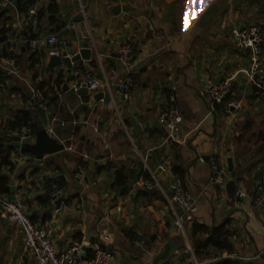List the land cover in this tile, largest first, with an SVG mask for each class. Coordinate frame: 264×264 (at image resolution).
<instances>
[{"label":"crops","instance_id":"obj_1","mask_svg":"<svg viewBox=\"0 0 264 264\" xmlns=\"http://www.w3.org/2000/svg\"><path fill=\"white\" fill-rule=\"evenodd\" d=\"M52 4L57 13L50 23ZM117 5L113 0H36L29 8L34 27L22 25L27 12L16 6L0 9V30L8 29L0 43V70L4 73L5 55L19 65L17 76L0 78V137L17 145L18 131L7 123L16 111L36 108L31 89L43 84L46 110L36 120L69 148L34 164L31 155L15 147L13 167H2L1 174L11 191H22L33 223L53 228L58 250L74 242L94 243L103 232L110 237V264H213L229 258L264 264V204L257 206L252 196L254 181L264 180V94L246 83V54L230 37L232 27L249 24L259 25L264 35V0H124L113 11ZM28 27L35 37L55 34L58 46L66 44L72 54L87 48L90 58L73 63L71 71L65 64L47 70L49 47L30 50L24 42ZM125 43L136 52L127 100L107 81L110 68L117 79L126 73L117 60ZM77 68L88 70L101 87L75 92ZM222 80L230 82V93L223 106H212L204 86ZM109 91L111 104L94 100L98 92ZM173 92L182 115L179 146L164 137L159 121ZM134 124L142 131L133 134ZM162 163L181 178L193 203L191 220L183 219L181 228L174 222L182 210L169 202L172 177L158 170ZM213 163L227 170L222 184L209 181ZM80 165L82 181L75 178ZM117 172L124 179L120 187L114 186ZM143 177L155 181L156 188H143ZM237 181L248 197L233 209ZM52 183L64 191L56 214L47 199ZM222 224L232 252L210 248L196 256L194 240L210 231L193 232V226L211 230ZM0 264H34L18 228L1 216Z\"/></svg>","mask_w":264,"mask_h":264},{"label":"built area","instance_id":"obj_2","mask_svg":"<svg viewBox=\"0 0 264 264\" xmlns=\"http://www.w3.org/2000/svg\"><path fill=\"white\" fill-rule=\"evenodd\" d=\"M12 0H0V9H5ZM116 4L121 5L124 0H113ZM34 9H29L23 19V26H35L33 18ZM230 37L235 47L246 54L248 68L246 73V83L250 86L254 85L259 88V93L264 94V35L259 25L249 24L243 26H234L230 29ZM26 46L36 51L43 46H48L47 54L49 56H61L66 52V56L71 58L75 54L70 52L69 46L62 44L58 46V39L55 34L46 37H25ZM9 51H12L9 48ZM13 55V54H12ZM135 48L130 43L123 44L117 53V60L125 69V75L117 79L113 68L109 70L107 81L115 83L116 88L120 91L124 99L131 96L132 87V67L135 61ZM5 77L17 76L19 73V65L15 58L10 56L4 60ZM72 88L75 92L81 89L95 91L101 87L97 80L88 70L77 68L73 70ZM5 82H7L5 80ZM4 82V83H5ZM3 87V83H0ZM231 84L228 80H222L217 85L210 82L204 86V94L209 98L212 106H223L227 95L230 93ZM32 101L36 108L45 111L46 100L41 90L31 89ZM175 92L169 94L168 105L159 116L160 123L164 126L168 136L176 140V133L182 122V115L177 105ZM231 104H226V107ZM48 134H52L51 128H47ZM17 144H34L36 139L35 128L31 126L22 127L18 131ZM178 141V140H176ZM179 142V141H178ZM64 145V142H61ZM68 150L69 148H65ZM158 170L161 172L171 173L172 185L170 187L169 202L177 205L182 210V215L175 219V226L182 227V220L190 221L193 211V203L189 194L184 189L181 178L170 171V167L166 163L159 165ZM227 174L224 166L212 164V172L210 183L212 185L222 184ZM75 178L82 181L84 179V166L80 165L75 173ZM141 186L147 190L156 188V182L153 180L142 178ZM63 188L57 183H53L49 189V199L52 204L53 212L56 214L64 205ZM253 199L257 206L264 204V180L256 179L253 185ZM248 197L246 191L242 187V183L237 181L234 192L230 198V206L237 209L241 200ZM0 216L9 224L18 228L21 234L23 245L31 252L34 264H110L113 259L112 251L109 249L110 237L106 233H99L97 241L94 243L88 241L74 242L66 249L58 250L54 241V230L50 226H39L32 222L30 213L27 210L22 191L13 187L10 194L0 193ZM141 246L145 245V241L139 242ZM90 250V256L82 253L83 249ZM261 254H264V247Z\"/></svg>","mask_w":264,"mask_h":264},{"label":"trees","instance_id":"obj_3","mask_svg":"<svg viewBox=\"0 0 264 264\" xmlns=\"http://www.w3.org/2000/svg\"><path fill=\"white\" fill-rule=\"evenodd\" d=\"M36 0H18L16 4V8L18 12L20 13H26L30 7H32L35 4ZM49 11L52 14L50 18V23L54 22V15L57 13V7L55 4H52L49 7ZM8 29L3 27L0 30L1 37H0V43H3L6 40V32ZM29 34L31 33V27H28ZM26 37V36H25ZM35 36L30 34L27 38H34ZM5 57H10L9 55H5ZM35 63V62H33ZM4 73L1 72L0 70V78H2V81L4 80ZM61 76L59 75L57 78L56 85L58 88H60L61 83H60V78ZM43 84H39L38 89L42 88ZM41 90V89H40ZM47 99V96H46ZM52 102V101H49ZM36 107V106H35ZM42 113V110L35 108L31 111L28 110H18L16 111L11 120L8 121V129L9 130H16L19 131L22 127L25 126H31L35 127V120L38 116V114ZM6 137V136H4ZM14 139H4L3 137H0V171L2 167L8 166L10 169L13 167V163L11 162L10 159V154L12 151L15 150V144H14ZM176 174V173H175ZM144 178V177H143ZM124 179H122V173L117 172L115 181H114V186L120 187ZM53 184V183H52ZM51 187V186H50ZM49 187V189H50ZM0 193L4 194H10L11 193V188L8 182V179L1 174L0 172ZM48 200L49 199V190H48ZM30 219L32 220V217L30 215ZM33 222V221H32ZM196 231H202V232H209L208 237L202 238V239H196L194 240V253L196 256H199L201 252L207 250V249H215L219 252L226 251L228 253H231L233 250L232 245L228 241V235L227 231L225 230V225H220L217 227H213L211 230H207L202 227L198 226H193V232ZM90 256V252L89 255ZM213 264H230V262L227 259H222L219 260Z\"/></svg>","mask_w":264,"mask_h":264},{"label":"water","instance_id":"obj_4","mask_svg":"<svg viewBox=\"0 0 264 264\" xmlns=\"http://www.w3.org/2000/svg\"><path fill=\"white\" fill-rule=\"evenodd\" d=\"M17 2L18 0H12L11 3L5 8V10L13 9L16 6ZM119 10H120V6L118 5L113 8V11L118 12ZM90 53L91 50L87 48H83L79 50V52L76 53L71 58L66 56V52H63L61 56H50L47 63V70H51L56 68L57 66H60L61 64H65L68 70L71 71L73 63L78 62L79 60H84V61L88 60L90 58ZM217 84L218 83L216 81L215 85ZM94 100L103 101L104 104L107 106L108 104L112 103L111 93L110 91L98 92L97 94H95ZM142 129L143 126L139 124H134V130L132 132L133 134H137L141 132ZM163 133H164L163 134L164 137L169 142H171L172 145L174 146L180 145V142L171 139L166 131H164ZM35 134H36V139L34 144H23V145L17 144L15 146L20 151L26 152L29 155H31L33 157L34 164H38L45 155H52L64 150L65 148L64 145L57 140L54 134H48L44 124L40 119L36 120ZM227 169L233 176L235 175V171L233 170L231 160H228ZM169 244L170 246H172L173 243L170 242ZM227 260L230 262V264H240L238 259L229 258Z\"/></svg>","mask_w":264,"mask_h":264}]
</instances>
